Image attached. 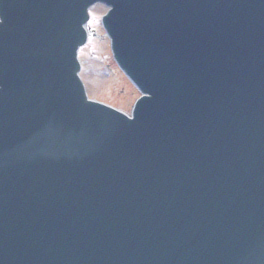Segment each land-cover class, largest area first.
Instances as JSON below:
<instances>
[{
  "label": "rangeland",
  "instance_id": "rangeland-1",
  "mask_svg": "<svg viewBox=\"0 0 264 264\" xmlns=\"http://www.w3.org/2000/svg\"><path fill=\"white\" fill-rule=\"evenodd\" d=\"M105 10L99 6H95L92 14H96L98 17ZM95 24H97V21ZM98 33L101 35L102 31L98 29ZM93 45L99 56L104 55L108 59H105L102 63L100 60L94 61L88 59L89 57H87L86 53L84 54V50L80 53L83 67L81 76L83 77L89 96L96 99L99 98L101 101L128 111L131 107V102L137 97V94L125 83L122 75L115 73L114 66H112L110 57L107 54L105 38L101 36V38L93 42Z\"/></svg>",
  "mask_w": 264,
  "mask_h": 264
},
{
  "label": "water",
  "instance_id": "water-1",
  "mask_svg": "<svg viewBox=\"0 0 264 264\" xmlns=\"http://www.w3.org/2000/svg\"><path fill=\"white\" fill-rule=\"evenodd\" d=\"M225 1V0H224ZM224 5V4H223ZM99 7H101V8H104V9H106L105 7H103V6H99ZM222 7V6H221ZM215 20V19H214ZM228 21V20H227ZM226 23L227 22H225V25H224V23H223V28L226 30H228L229 28H228V26L230 25V24H227V26H226ZM214 24V23H213ZM212 27V26H211ZM230 27V26H229ZM223 28L221 29V31L223 30ZM225 30H223V31H225ZM227 33V32H226ZM221 34V33H220ZM225 35V34H224ZM105 46H106V48H107V54H108V56H109V49H108V46H107V41L105 40ZM202 46V45H201ZM198 50L199 49H197V52H198ZM110 57V56H109ZM110 60H111V58H110ZM111 63H112V61H111ZM112 65H113V63H112ZM177 121V120H176ZM116 227V226H115ZM151 232H152V229H151ZM145 240V239H144ZM147 240V239H146ZM145 242V241H144ZM143 246H144V244H143Z\"/></svg>",
  "mask_w": 264,
  "mask_h": 264
}]
</instances>
